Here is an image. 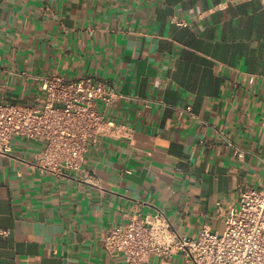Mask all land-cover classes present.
<instances>
[{"label": "crops", "instance_id": "0c3cea01", "mask_svg": "<svg viewBox=\"0 0 264 264\" xmlns=\"http://www.w3.org/2000/svg\"><path fill=\"white\" fill-rule=\"evenodd\" d=\"M52 73L124 94L118 125L89 146V179L11 137L0 264H125L100 243L110 225L162 211L179 233L221 231L240 192L264 188V0H0V100L38 103Z\"/></svg>", "mask_w": 264, "mask_h": 264}, {"label": "built area", "instance_id": "2783aa9c", "mask_svg": "<svg viewBox=\"0 0 264 264\" xmlns=\"http://www.w3.org/2000/svg\"><path fill=\"white\" fill-rule=\"evenodd\" d=\"M254 80L255 75H250L248 81ZM41 88L36 104L0 100V152L10 150L14 135L42 139L44 146L35 155L39 167L56 174L75 170L89 179L86 153L118 125L107 113L124 94L91 75L70 79L48 74ZM182 110L192 112L190 105ZM235 152L238 157L242 154L239 149ZM223 223L221 231L204 224L197 235L190 236L176 231L167 216L157 211L110 225L100 243L110 255H122L125 264H143L151 255L167 257L179 252L189 264H264V188L242 190Z\"/></svg>", "mask_w": 264, "mask_h": 264}]
</instances>
